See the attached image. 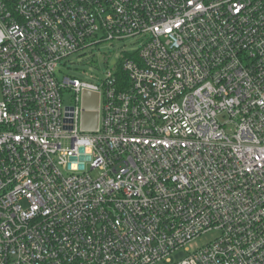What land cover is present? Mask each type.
I'll return each instance as SVG.
<instances>
[{
	"label": "built area",
	"instance_id": "obj_1",
	"mask_svg": "<svg viewBox=\"0 0 264 264\" xmlns=\"http://www.w3.org/2000/svg\"><path fill=\"white\" fill-rule=\"evenodd\" d=\"M0 264H264V0H0Z\"/></svg>",
	"mask_w": 264,
	"mask_h": 264
},
{
	"label": "rangeland",
	"instance_id": "obj_2",
	"mask_svg": "<svg viewBox=\"0 0 264 264\" xmlns=\"http://www.w3.org/2000/svg\"><path fill=\"white\" fill-rule=\"evenodd\" d=\"M136 44L131 40L124 41H112L104 42L99 48H94L93 50H87L83 52H77L71 54L66 58L65 65L62 63L58 70L57 76L61 79L64 75H76L80 78H91V74L94 75V80L99 79L103 76L106 68H114L118 64L119 57L123 50L131 51ZM70 93H65L64 102L69 104L71 102ZM220 120H226L220 117ZM227 124V128H229ZM92 176H98V171H91ZM219 235V232L216 230L208 231L202 234L197 240L193 243L194 246L201 247L215 237ZM184 251L180 249L174 254V259H179ZM185 253V252H184Z\"/></svg>",
	"mask_w": 264,
	"mask_h": 264
},
{
	"label": "water",
	"instance_id": "obj_3",
	"mask_svg": "<svg viewBox=\"0 0 264 264\" xmlns=\"http://www.w3.org/2000/svg\"><path fill=\"white\" fill-rule=\"evenodd\" d=\"M82 127L83 129L94 130L98 125V106H99V94L94 91L84 90L82 92ZM83 151L85 153H83ZM80 152H82L79 156L80 162L74 163L71 162L69 165L71 167H79L83 168V160H89L90 155V147H80ZM71 160H75V157L72 156Z\"/></svg>",
	"mask_w": 264,
	"mask_h": 264
}]
</instances>
